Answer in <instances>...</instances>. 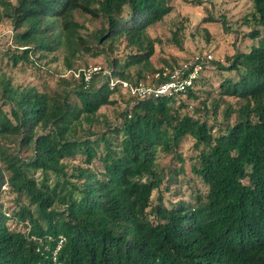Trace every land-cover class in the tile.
I'll return each instance as SVG.
<instances>
[{"label":"trees","instance_id":"trees-1","mask_svg":"<svg viewBox=\"0 0 264 264\" xmlns=\"http://www.w3.org/2000/svg\"><path fill=\"white\" fill-rule=\"evenodd\" d=\"M250 1L248 36L258 39L250 51L229 65L205 52L184 92L144 98L134 89L176 70L166 61L169 70L142 80L156 52L150 29L171 13L170 0H0V24L12 22L21 48L0 52L8 67L37 65V52L59 48L69 69L86 53L106 57L89 75L53 85L44 74L40 85L17 84L0 63V197L6 185L20 201L11 211L0 200V264H264V0ZM77 14L98 25L89 32ZM209 61L218 89L203 76ZM124 83L121 122L104 117L97 130L98 111L118 105ZM183 95L200 100L197 114L184 110ZM187 136L193 177L205 189L171 194L186 172L178 149ZM165 153L180 166L165 167Z\"/></svg>","mask_w":264,"mask_h":264},{"label":"rangeland","instance_id":"rangeland-1","mask_svg":"<svg viewBox=\"0 0 264 264\" xmlns=\"http://www.w3.org/2000/svg\"><path fill=\"white\" fill-rule=\"evenodd\" d=\"M173 10L163 20L154 24L150 29L152 37L156 38V52L152 58V66L143 70L144 78L142 80L147 83L155 78L156 68L165 66V70L171 67L165 64L166 61L172 63L175 68L186 63L193 62L197 55H203L205 52L212 54L215 61H221L225 65H229L234 53L238 51H250L251 47L257 43L258 39H253L248 36V33L253 28V23H247L246 19L252 11V3L250 0H170ZM128 9L125 10L124 15H128ZM77 17L80 21L88 26V31L91 32L98 22L91 20L88 15H79ZM262 34L264 35V29ZM15 30L10 20H4L0 24V52L7 49L21 51L16 48L15 44ZM37 63L32 65L29 63H21L18 67H8L6 58H3L0 63L4 70H7L14 78L17 84H38L41 83V75L49 78L50 84H54L56 79L61 76L71 77L78 76L80 70H86V74H90L95 69H100L106 66V57H94L90 53H86L80 59L75 61L76 68L69 69L64 62L63 48L57 49L48 55H40L36 53L31 57ZM212 60V59H211ZM209 67L203 72V76L208 80L210 86L218 89L221 74L219 70L209 61ZM167 68V69H166ZM138 67H133L132 72L136 73ZM47 71V72H46ZM202 71V70H201ZM41 74V75H40ZM137 77L135 76V79ZM117 82V78H113V83ZM151 85V84H144ZM128 87L127 83L122 84L121 92L113 95V98H118L119 103L116 106L102 107L98 113L95 128L97 130H105V123L103 118L113 124H118L122 120L121 112L128 104ZM180 102H185L187 106L185 111L192 114H197L194 111V106L199 104L200 100L189 99L186 95L179 97ZM213 100V99H212ZM211 100V103H212ZM225 100L235 103L236 99L233 97H226ZM3 101L0 99V105ZM225 103H222L218 109V118L223 116L222 108ZM8 109L7 106H4ZM234 116L232 117V120ZM194 139L187 136L181 142L178 152L186 159V172L180 175L179 182L171 183V191L175 192L180 189L182 192L189 194L192 187L199 186L205 189L204 185L194 178L191 171V156L196 153L193 147ZM175 154L165 153L161 156L160 161L165 167L175 164L180 166V162H174ZM166 193L165 198L169 195ZM158 193L154 195V201H157ZM0 200L4 203L7 210L18 209L20 201L16 193L9 190L8 186H3Z\"/></svg>","mask_w":264,"mask_h":264},{"label":"built area","instance_id":"built-area-1","mask_svg":"<svg viewBox=\"0 0 264 264\" xmlns=\"http://www.w3.org/2000/svg\"><path fill=\"white\" fill-rule=\"evenodd\" d=\"M212 54H208L207 58L212 59ZM204 57L197 55L194 61V69L192 72L184 77L186 68L189 67L190 63H186L170 75V78L156 86L153 85H142L134 89V92L141 97H163L171 96L184 92L194 82V79L199 75L200 70L203 67ZM168 74V71L164 72V75Z\"/></svg>","mask_w":264,"mask_h":264}]
</instances>
